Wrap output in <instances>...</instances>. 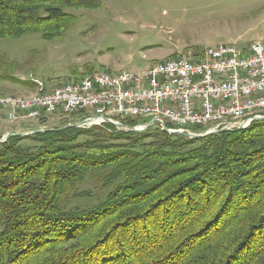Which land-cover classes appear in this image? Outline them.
I'll list each match as a JSON object with an SVG mask.
<instances>
[{"label": "trees", "instance_id": "16d2710c", "mask_svg": "<svg viewBox=\"0 0 264 264\" xmlns=\"http://www.w3.org/2000/svg\"><path fill=\"white\" fill-rule=\"evenodd\" d=\"M93 5L0 0V38L56 31L68 9ZM88 181L110 187L105 198L70 206ZM168 182L165 196L180 184L179 190L143 210ZM216 215L211 236L192 239L189 253L171 264H264L263 120L201 138L170 134L157 124L130 132L106 123L0 142V264H151L165 251L156 250L164 237L174 239ZM239 221L242 228L234 229ZM119 236L126 243L118 244L121 250Z\"/></svg>", "mask_w": 264, "mask_h": 264}, {"label": "rangeland", "instance_id": "374dc122", "mask_svg": "<svg viewBox=\"0 0 264 264\" xmlns=\"http://www.w3.org/2000/svg\"><path fill=\"white\" fill-rule=\"evenodd\" d=\"M93 2L91 7L68 9L69 16L56 31L40 29L15 38H0V96H31L40 89L50 91L94 71L111 74L121 70L138 72L154 62H165L180 55L200 57L204 49L219 44L245 49L252 41L264 39V0ZM83 114L76 111L40 120L11 122L0 108V135L1 138L7 133L26 136L38 130L64 129L77 123ZM185 179V176L179 177L175 182ZM157 187L148 197L143 210L159 204L156 202L164 198L163 201H167L179 190L180 184L167 196L165 191L171 189L172 183H160ZM109 188L95 187L88 181L70 197L69 205L79 208L93 205L105 198ZM216 216L205 219L204 223L190 231L183 228L174 239L171 234L164 237L160 245L155 246H158L156 250L165 251L155 255L157 258L151 264H159L162 257V264H171L175 258L179 261L183 259L189 253L187 244L192 239L211 236ZM230 220L227 219L221 227L229 226ZM233 228L241 229L242 223L237 222ZM119 238L116 248L121 250L118 244L123 246L125 242L121 241V236Z\"/></svg>", "mask_w": 264, "mask_h": 264}, {"label": "built area", "instance_id": "2783aa9c", "mask_svg": "<svg viewBox=\"0 0 264 264\" xmlns=\"http://www.w3.org/2000/svg\"><path fill=\"white\" fill-rule=\"evenodd\" d=\"M0 108L11 122L79 111L84 114L78 122L87 121L80 127L107 123L119 130L115 124L128 119L137 121L133 126L164 124L171 134L184 136L237 130L264 119V39L245 49L219 44L200 57L180 55L137 73L94 71L50 91L40 89L36 101L8 95Z\"/></svg>", "mask_w": 264, "mask_h": 264}, {"label": "water", "instance_id": "95a60500", "mask_svg": "<svg viewBox=\"0 0 264 264\" xmlns=\"http://www.w3.org/2000/svg\"><path fill=\"white\" fill-rule=\"evenodd\" d=\"M85 122H87V121L77 122V123H75V124H73L71 126L72 127H80ZM152 123L153 122H149V123H146V124H143V125H138V126H128V125H125V124H122V123H116L115 125H116L117 128H119V130L130 131V132H140V131H144L147 128H149L152 125ZM161 127H162V129L168 131V129L165 127L164 124H161ZM243 128H245V127H239L237 130L243 129ZM228 130L229 129H220V130L205 132V133H202V134H190L188 137L189 138H201V137H205L207 135L216 134V133L223 132V131H228ZM38 131H43V130H38ZM19 134H21V133H19ZM26 134L27 133H23L21 135H26ZM10 135H13V134L7 133L6 135H4L0 139V142L4 141ZM16 135H18V134H16Z\"/></svg>", "mask_w": 264, "mask_h": 264}, {"label": "bare ground", "instance_id": "6f19581e", "mask_svg": "<svg viewBox=\"0 0 264 264\" xmlns=\"http://www.w3.org/2000/svg\"><path fill=\"white\" fill-rule=\"evenodd\" d=\"M206 49H210V48H206ZM129 73H137V72H130ZM37 94H33L31 96H27V101H36L37 100ZM24 96H21V95H15V98H22ZM5 98H8V95H5V96H0V99H5ZM17 120H24V117H17L16 119H14V121H17ZM258 120H264V119H258ZM251 122L253 121H249V122H245L243 123L242 125H240L241 127H247ZM239 127V126H238ZM81 128H88V127H81ZM168 129V133L171 134V128H167ZM164 130V129H163ZM166 131V130H165ZM194 134V133H192ZM190 135V134H189Z\"/></svg>", "mask_w": 264, "mask_h": 264}]
</instances>
